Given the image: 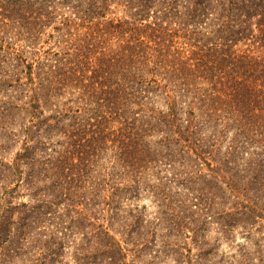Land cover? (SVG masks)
I'll return each instance as SVG.
<instances>
[{"label":"trees","instance_id":"16d2710c","mask_svg":"<svg viewBox=\"0 0 264 264\" xmlns=\"http://www.w3.org/2000/svg\"><path fill=\"white\" fill-rule=\"evenodd\" d=\"M263 227L264 0H0L12 264H264Z\"/></svg>","mask_w":264,"mask_h":264},{"label":"rangeland","instance_id":"374dc122","mask_svg":"<svg viewBox=\"0 0 264 264\" xmlns=\"http://www.w3.org/2000/svg\"><path fill=\"white\" fill-rule=\"evenodd\" d=\"M43 39H45L44 42H43V49L44 50L49 49L50 47L54 46L53 45V40L55 39V37H53V38L48 37L47 38V37L43 36ZM14 46H15V48H19V49H23V47H24L23 42H21V41H16ZM20 178H23V176L20 177ZM8 187L13 190V195H15L14 198L12 199V201H11L12 204L18 203V202H30L31 201L30 194L26 190L25 184H24L23 181L20 182L18 180L17 182H12ZM142 202H144L145 204L149 205L147 210H146L147 213L153 211V207H152V205H150L149 200L145 199ZM261 228L262 227H260V229ZM263 231H264V227H263ZM215 235H216L215 234V229L209 227L206 230V232L204 233V238L206 240L210 241L211 243H213L214 239H215ZM258 243H259L258 244L259 246H262L264 244V241L261 238H259ZM218 244H219L218 245V250L222 251L224 253H227V254L233 252L234 250H237L239 244H244L245 245L244 247H246L249 251H253L254 247L257 248V249L261 248V247L258 248V245H254L252 243V241L248 243L247 240L244 238V235L243 234L241 235L239 232H235L234 233V240L231 243H226L225 241H222V242H220ZM65 246H66V248H64L63 255H62L61 258H59L57 264L61 263L60 260H62V261H65V260H69L70 261V260H72L71 256H70L71 255L70 253H71L72 250L70 249L69 246H67V245H65ZM0 258H3V260L1 261V264H12L14 261L9 259V258H14V259L18 260L17 258H15L11 254L9 256H7V257H4L2 255V251L1 250H0ZM223 259H224V257H223ZM16 264H19V262L17 261ZM37 264H42V263H37Z\"/></svg>","mask_w":264,"mask_h":264}]
</instances>
